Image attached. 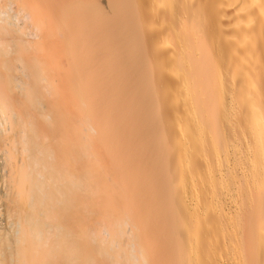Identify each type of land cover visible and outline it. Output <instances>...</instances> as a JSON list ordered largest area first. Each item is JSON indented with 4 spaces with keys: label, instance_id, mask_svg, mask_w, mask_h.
I'll return each instance as SVG.
<instances>
[{
    "label": "bare ground",
    "instance_id": "6f19581e",
    "mask_svg": "<svg viewBox=\"0 0 264 264\" xmlns=\"http://www.w3.org/2000/svg\"><path fill=\"white\" fill-rule=\"evenodd\" d=\"M0 152V264H264V0H0Z\"/></svg>",
    "mask_w": 264,
    "mask_h": 264
},
{
    "label": "rangeland",
    "instance_id": "374dc122",
    "mask_svg": "<svg viewBox=\"0 0 264 264\" xmlns=\"http://www.w3.org/2000/svg\"><path fill=\"white\" fill-rule=\"evenodd\" d=\"M1 153V152H0ZM2 154V153H1ZM2 157L4 158V156L2 155ZM1 156H0V182L1 183H3V171H4V169H5V167H3L4 166V164L5 163H3L4 161H5V159L3 160V158H2ZM2 158V159H1ZM3 160V161H2ZM2 178V179H1ZM2 180V181H1ZM0 183V185H2ZM1 189L3 190V185L2 186H0V191H1ZM1 193V192H0ZM0 220H1V218H0ZM1 225V224H0Z\"/></svg>",
    "mask_w": 264,
    "mask_h": 264
}]
</instances>
